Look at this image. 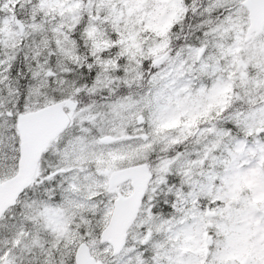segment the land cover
I'll list each match as a JSON object with an SVG mask.
<instances>
[{
  "label": "snow or ice",
  "instance_id": "snow-or-ice-1",
  "mask_svg": "<svg viewBox=\"0 0 264 264\" xmlns=\"http://www.w3.org/2000/svg\"><path fill=\"white\" fill-rule=\"evenodd\" d=\"M0 264H264V0H0Z\"/></svg>",
  "mask_w": 264,
  "mask_h": 264
}]
</instances>
